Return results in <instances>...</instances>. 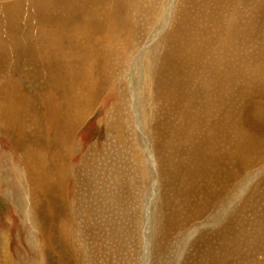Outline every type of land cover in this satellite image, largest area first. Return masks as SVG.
<instances>
[{
  "label": "rangeland",
  "instance_id": "obj_1",
  "mask_svg": "<svg viewBox=\"0 0 264 264\" xmlns=\"http://www.w3.org/2000/svg\"><path fill=\"white\" fill-rule=\"evenodd\" d=\"M166 1L0 0V79L2 80V82L0 81V264H73L71 261L73 255L70 258L68 254L72 253V246L76 242L75 238L80 236L84 238V242L88 244L92 251H96L94 255L97 256L98 262H100L98 264H141V258L144 256L141 252L145 247L144 242L141 240V238L143 239L144 228L142 229L140 224L138 226L141 227L138 228L137 223L134 221L124 224L126 216L127 220L129 218L130 211L125 208L124 212L120 208L119 201L123 202L122 205L132 204V197L135 195L138 198L137 201H134L135 203L133 202L136 208L139 202L143 201L142 196L144 193L139 184L149 179L147 171L145 172L147 167H143L142 171L134 179L136 170L133 171L131 168L132 162L135 157L140 156V153L138 147L134 146L131 139L126 142L127 145L119 144V146L115 144L116 142L111 137L105 139V145L98 143L99 138H103L99 122L104 119L107 110L110 109L115 101L117 91L111 92V94L109 91L102 93L103 96L98 100V107L95 108L94 113L87 119L85 118L84 120L86 121H82V126H77L76 132H73V130L69 129V123L74 122V120H66V109L60 107L59 104L57 106V95L53 91H49L52 84L49 78L51 72L45 68L46 65L39 63L56 58V56L53 57V52H45L47 51V46L51 47L55 43V47H58V49L64 48V53L70 51L71 55H76L77 59H72L74 61H78L84 54H87V58L89 57L88 59L91 60L94 57L92 60L93 64L89 65L91 72L95 73V76L89 79L91 83L97 80V71L102 70L104 74L111 71L113 75L119 69L113 63H111L110 67L107 69L105 67L104 69V65L108 63L112 55L119 60L124 59L126 69L128 60H132L137 55L157 26L160 13L165 9ZM199 1L187 0L182 4L178 0L175 6V14H177L178 8H180L178 13H183L184 15L188 13V18H192V23H195L194 28L196 29H192L190 32L183 20H181L183 22L178 21L182 26H178V22L175 25L172 21L157 41L159 52L154 64L155 78H153L152 99H154L155 110H159L156 113L154 112L153 123L156 120V124L153 125L152 132H150L152 137H150L154 141V136L158 138L159 135L163 134V139L165 140L162 168L159 166V160L155 156L159 166L160 187L159 196L155 204L157 206L156 211L160 226L158 228L160 230L158 231L157 227H155L156 233L159 232L161 235H158L159 238L155 242L156 245L152 246V251L149 252V264H177L178 259L182 256L186 258L185 264H210V262L206 261L208 259L207 256L213 261L215 259L218 264H264V176H262L260 181H257L258 183L251 186V190H249L251 194L247 193L244 196V201H241L243 207L249 204V208L248 213L240 211V215L243 213L242 216L244 217L242 218L241 216V219L244 220H240L244 223L241 224V221L238 223L244 225L246 220H248V230L246 225L239 235V238H241L237 239V243L229 251L228 257L219 256V248L216 251L217 254H212L215 253L216 244L214 242L216 237L221 238V235H219L221 226L207 228L206 231L199 233L197 237L185 238V235L191 234L193 229L194 231L201 230L204 225H207V221L209 217L212 218L214 211L212 206L217 203V200L212 205L207 206L206 203L203 204V202H206L207 196L202 201L199 195H195L193 190L195 186L202 185V181L198 179L199 173L195 171V168H192L190 160V156H193L191 155L192 151L188 150L190 145L194 144L195 138L193 137L191 140V134L189 135L187 131H184L187 130L188 125L185 126L183 131H180L181 123L183 125L188 123V117L193 116V110L198 112L200 107L197 106L196 100H198L200 95L202 104L199 105H204L205 109L209 110L208 101L202 98H205L207 91L204 90L206 88H202L204 91L200 88L201 79H203L200 76L202 74L204 76L205 70L215 61V55L208 53L214 49V44L216 46L219 43L217 42L218 38L215 39V35L216 37H222L221 33L228 24L233 26L232 29L235 34L239 33L234 39H237L238 42L233 40L232 44L239 43L237 46L242 45V47L244 45L241 51L243 53V56L241 53L243 62L241 61L242 64L238 63V66L242 68V73L241 75L237 74L238 78H236V83L233 81L232 87V89L234 88L231 96L233 100L229 107L232 106L235 113L229 115L230 119H234L231 124L236 122L238 124L241 121L250 124V126L247 125L248 127H251V125L253 127L255 123L264 125V117L263 120L259 119L258 121L254 117L259 104L261 102L264 104V0H219L218 2L217 0H201V5L198 3ZM113 2L118 4L117 13L124 20L122 32L114 40L109 33L112 22L109 21L107 16V20L99 18L100 22L95 24L104 30L108 28L107 34H100L95 44L90 41L91 45L94 44L93 48L90 47L91 45H87L82 50L79 47L81 44L79 45L76 39L73 38L77 26H80V28L82 25L87 26L84 24L86 22L84 16L81 15L82 10L97 9L105 15L107 13L105 9L112 10L111 4L114 5ZM112 12H114V8L109 11V13ZM134 13H139L136 16L137 18ZM69 17H71V23L74 24L75 29L74 26L70 25ZM60 18L67 20L59 21ZM101 18L105 19V17ZM130 19L131 24L132 21L135 22V29H138L137 32L133 30L132 25L131 29L134 33L131 30H129L130 32L126 31L128 30L127 27L130 24H128V21L130 22ZM40 20H43V22ZM54 20L63 26L62 30L54 29ZM57 23L55 26H58ZM182 27H185L184 32ZM47 28L49 30L45 32ZM206 28L207 31L210 30L208 32L204 31ZM195 30L196 33H201V36L198 33L196 34ZM241 30L245 31L244 44L240 43ZM41 33L46 34V38L49 36L45 42L41 39ZM186 33L188 36H192L190 38L191 41L189 40V45L191 46L185 54L186 57L184 54H180L184 55L188 71L185 70L184 75L186 77L182 76L184 79L181 83L183 84L180 85L187 87V89L178 85L179 82H176L178 86L175 84V87L171 81L169 83L166 82L168 70H171V68L166 69L171 63L170 53L175 45H177V48H181L180 40L183 39V35L185 36ZM171 34L173 35L170 36ZM211 34L212 37L210 36ZM175 36V39H179L178 42L174 39ZM207 37L211 39L209 40ZM62 38L65 40H62ZM206 38L211 45L207 43ZM224 38H226V35ZM79 39L82 38L79 37ZM172 40L173 42H170ZM67 41H70L71 45L67 44ZM83 42L86 43L87 41L83 40ZM167 49H169V52H167ZM46 53L48 54L46 55ZM70 58L69 55L65 60L70 63ZM58 60L54 62L65 64L64 61ZM191 62L194 68L190 67ZM203 62L205 63L203 64ZM73 66H76L74 62ZM73 66L72 64L68 65L71 69ZM226 66L227 59L220 63L219 70L226 69ZM61 69H64L63 71L66 70L65 67ZM54 71H56L55 68ZM195 74H200V76ZM119 75H122L120 70ZM102 80L104 84V78ZM184 81L186 83L188 81V85ZM190 81L193 82L191 83ZM189 85L191 86L189 88L191 89L190 91H188ZM170 88H173V90ZM177 88L180 90H177ZM211 89L212 87L208 84V90ZM196 90H201L200 95L197 94ZM177 91L178 93L176 94ZM185 93L189 94L186 95ZM174 95L178 96L179 99H176ZM184 95L185 97H183ZM254 102L258 103L255 110L252 109V107L254 108ZM125 109L126 121L130 125L133 118L131 120L126 105ZM220 109L218 108L219 111ZM219 111H217L218 114ZM239 112H241L240 116ZM176 120V125L180 123L178 130H176L177 127L174 123ZM226 121L230 123L229 119ZM155 125L156 129L154 128ZM133 126L135 127L134 121H132ZM163 128L164 130H162ZM241 128L245 129L244 127ZM257 132L261 133V131ZM262 133L264 134V131ZM133 135L135 139L134 131ZM232 137H236L233 139L236 141L233 146V156H239L242 160L244 157L250 158L252 152L246 150L247 148L244 146V143L248 145L247 138L244 139L241 133ZM91 143L92 152L89 153L88 149ZM237 143L241 146L239 149ZM212 144L216 147L220 146L217 141H213ZM114 145L116 151H114ZM80 148L81 151L78 152V155H73L70 152L72 151L71 149ZM84 154H88L87 159L91 163H89V167L86 166L85 170H91L94 167L101 174L104 170L106 172L104 177L106 180L104 179L100 183L96 181L97 185L92 179L88 180L89 182H85L86 185H89L88 187L85 186L86 192H84L83 187L79 186L76 197L81 204L75 206L72 198L73 190L71 191L73 181L70 182L67 179L66 171H69L73 165H79L85 156ZM254 159L255 156L251 158V160ZM259 159L257 163H254V165H258L252 169H249L250 164H243L240 172L245 175L251 171L253 173H257L261 169L264 171V154ZM62 162L66 164L68 170L62 165ZM100 162L106 167H103ZM183 162L185 167L181 166ZM58 165L61 167L59 166L60 168L57 169ZM238 170L237 167L235 170L236 174ZM108 174L110 176L114 175V177L117 175V177H109ZM91 177L92 175H87L86 178ZM176 178L178 181H176ZM113 179L116 183L115 186ZM133 181H136V183L138 181L139 184L135 185ZM241 182V180H237L233 185L236 187ZM93 186L98 187V189ZM163 186L166 187L163 188ZM202 186L204 189L207 187V190L210 191L208 187H211L212 184H207V186L203 184ZM223 188L225 189V187ZM220 190L213 187L210 192L219 193ZM116 196L117 200L115 201ZM32 205L34 206L33 208ZM72 208L77 210L80 216H75ZM128 208L133 210L132 207ZM159 214L162 215L160 216ZM28 215L33 219H27ZM81 220L82 222L85 221L89 226L87 230H84L82 224L77 225V222L81 223ZM155 223L157 224L156 221ZM130 225L136 229L133 230L134 227ZM78 227L80 232L76 233ZM244 231L248 233V236ZM86 233L87 235H85ZM128 233L131 239L133 236H138L136 241L131 242L130 249L125 239ZM231 242L232 239L230 237ZM139 243L140 245H138ZM125 250L126 253L124 252ZM222 261L225 263H222Z\"/></svg>",
  "mask_w": 264,
  "mask_h": 264
},
{
  "label": "bare ground",
  "instance_id": "obj_2",
  "mask_svg": "<svg viewBox=\"0 0 264 264\" xmlns=\"http://www.w3.org/2000/svg\"><path fill=\"white\" fill-rule=\"evenodd\" d=\"M87 1L91 2V0H87ZM177 1L178 0H167L165 2V9L163 12L160 13V18L158 19L159 21H158L157 26L155 27L154 31L150 34V36L147 38L146 43L143 45V47L140 49V51L137 53V55H135L132 58V60H130V59L128 60L126 69H125V60L124 59L119 60L113 55L109 58L108 63L104 65V69H105V67H106V69L108 67H110L111 63H113V65L116 64V66L119 68L117 71H115V73L113 75L111 74L112 73L111 71L105 72V74H104V71L99 70L96 72V74L98 75V78H96L97 80L94 81L93 83L89 82V79H92L95 76V73L91 72V68L89 66L92 63V60L94 59V57L91 60V59H88L89 57L87 58V54H84L83 57L79 58L78 61H76V60L74 61L72 59H77L76 55L75 56L71 55L70 51H66L64 53V48L58 49V47H55V43L51 47L47 46V51H45V52H49V51H50V53L53 52L54 53L53 57L56 56V58L51 60V61H47V62L41 61L39 63L42 65H46L45 68H47L51 72L49 78H50L52 84L50 86L49 91H53V93L57 95L56 96V101L58 102V103L56 102L57 106L59 104L60 107L66 109V111H67V113L65 114L66 120H68V121H71L72 119L74 120V122L72 121V123H69V126H70L69 129L73 130V132H76L77 126L79 127V125H81L82 121L85 118L87 119V117L91 116L94 113L95 108L98 107L97 106V102H99L98 100H100V97L103 96L102 93L104 94V92L109 91L111 94V92L117 91L115 94L116 95L115 101L113 102L110 109L107 110V113H106V116H104V119H102L99 122L100 126L99 125L98 126L100 127V130L102 131L101 136H103V138H99L98 143L105 145V139L107 137H111L116 142V143L115 142L114 143L117 144V146H119V144L125 145L126 142L129 141V139H131L134 143V146L138 147V151L140 153V156L135 157L133 162H132L133 165L131 168L133 169V171L136 170L134 179L138 176V173L142 171L143 167H145V166L147 167V168L145 167L146 168L145 172L147 171V176H149V179H148L149 181L147 180L146 182L140 183V184L138 183V181H137V183H136V181L135 182L133 181V184H135V185L139 184L141 186V190L144 193L142 196L143 201L142 200H140L142 202L138 201L139 204H138L137 208L133 205V202L137 201V199H138L135 195H134V197H132V204L130 203L128 205H122L123 202L121 203L119 201V204L121 205L120 208L124 212H125V208H126V210L128 209V211H130L129 212L130 213L129 218L127 220V216H126L124 224L126 222L128 223V222L134 221L135 223H137V226H138V224H140V225H142V229L144 228L143 229L144 230L143 231V239L141 238V240L144 242L143 244L145 247H144L143 251L141 252L144 255L141 258L142 259V261L140 262L141 264H149V252L152 251V246L156 245L155 242L158 241V238H159L158 235H161L159 232L156 233V227H157V230L159 231L160 229L158 227H160V226L158 224L159 223L158 222V213L156 211L157 206L155 203L157 202V198L159 196V187H160L159 183L160 182H159V175L158 174H159V166H161V168H162V165H163L162 158L164 155V140L165 139H163V134H162V135H159L158 138L154 136V141H153L151 138L152 135H150L151 134L150 132H152L153 125L156 124V120H155V123H153L154 112L156 113L157 110H159V109L155 110V108H156L155 103L153 104L154 99H152L153 98V84H154L153 78H155V73H154L155 65L154 64L156 62V56H158L157 54L159 52V48H158L159 44L157 43V41H158L159 37L164 33V31H166V29L168 28V26L171 24L172 21L175 25L178 21H180V22L184 21L185 26H187V28H188V30H190V32L192 29H196V28H194L195 23H192V18H188L189 17L188 13L187 14L185 13V15L183 13L180 14V13H178L180 8H178V12H177V14H175V6H176ZM186 1L187 0H179V3L184 4ZM200 1L198 3H200V5H201ZM218 1L219 0H217V2ZM160 7H162V6L160 5ZM213 7H211V8H213ZM216 7H217V5H216ZM111 8H112V10L114 8V12L109 13V11H112V10L105 9L107 11V13L105 15H103L102 12H99L97 9H90L89 8L86 10H82L83 12L81 13V15L84 16V19L86 21V22H84V24H86L87 26L82 25L80 28V26L76 25L77 30H75V32H74L75 34H73L74 35L73 38L76 39V41H77V43H79V45L81 44V46H79V47L82 50L87 45H91L90 41H93L94 44L97 43L98 36L100 34H102V35L107 34L108 28L106 30H104L103 28L96 26V24H98L100 22L99 18L102 20H107L106 18L108 17L109 21L112 22L111 29L109 30V33L111 35V38H113L114 40H116V36L122 32V30H123L122 27L124 26V20L117 13L118 4L116 2L114 3V5L111 4ZM84 13H85V15H84ZM138 14L139 13H134V16L136 17V16H138ZM101 17H105V19L101 18ZM69 18H70L69 19L70 25L74 26V24L71 23V21H72L71 17H69ZM132 19H135V18H132ZM62 20H67V19H63V18L59 19V21H62ZM181 20H183V21H181ZM40 21L43 22V20H40ZM150 22H151V20H150ZM56 23H57V21L54 20V29L55 30L56 29L62 30L63 26L59 25L58 23H57L58 26H55ZM128 24H129L127 27L128 30H126V31L131 30V32H133L131 29V25H132V28L135 32L138 31V29H135V22L134 21H132V24H131V19H130V22L128 21ZM180 24L178 22V26H182ZM102 26L104 27L103 24H102ZM105 26H107V25H105ZM148 27H150V25H148ZM232 28H233V26L228 24L223 29V31L221 33L222 37H220V36L216 37V35H215V39L218 38V41H217V42H219L218 45L215 46V44H214V49H213V47L210 46L213 49V50L211 49L212 51H210V52H208L210 49L208 51H205V52L210 53V55L214 54L216 57L215 61H213V63L210 64L211 66H209L207 68V70H205V73L203 71L204 76H202L203 75L202 73H201L202 74L201 76H200V74H198V75L195 74V75L203 78V79H201V85L200 84H198V85H200L201 90L206 88L204 90L207 91V94H206L205 98L204 97H202V98L208 101L207 105H208L209 110H206L204 105L203 106L199 105V104H202L201 103V95H200L201 90L200 91L196 90L197 94L200 95L198 100H196L197 106L200 107V108H198V112H194V110H193V116L188 117L189 120H188L187 124L183 125L181 123V128H180V123L176 125L177 120H176V122H174L175 126L177 127L176 130H178L180 128V131H183L185 126L188 125L187 130H184V131H187L189 135L191 134V140L193 137L195 138V141H193L194 144L190 145L188 150L192 151L191 155H193V156H190L192 168L193 169L195 168V171L197 173H199L198 179L202 181V185L205 184L207 186V184H212L211 187H208V188H210V191H211V188H213V187L221 189L219 191V193H211L209 190H207V187L204 189L202 185L195 186V189H193L195 191V195H199L200 199L202 198V201L207 196V200H206V202H203V204L206 203L207 206L212 205L215 200H217V203H215V205L212 206L214 208V211L212 214V218L209 217V220L207 221V225L206 226L204 225L201 230L194 231V229H193L191 231V234L185 235V238L197 237V235H199V233H201L202 231H206L207 228L210 229V228L215 227V226H218V227L221 226L222 227L221 232H219L220 233L219 235H221V238L216 237L215 242H214L216 244L215 253H212V254H217L216 251L219 248L218 249V255L219 256L224 255L226 257H228L229 251L231 249H233L232 246L237 243V239L239 238V235L241 234V232L243 231V229L245 228V226L247 225V222H248V220H246L244 225H240V223H238L239 221L242 220L241 216L243 213H241V215H240V211H245L248 213V208H249L248 203H247L248 204L247 206L243 207L241 201L243 202L245 199L244 196L247 193H250L249 190H251L250 189L251 186H253L255 183H258L257 181H260L262 179V176H264V171H262V169L258 170L257 173H253L251 171L245 175H243L240 172V169H241L243 164H250L249 169H252L253 167L258 165V164L254 165V163H257V160L263 156V154H264V134L262 133V131H264V128H262V127H264V125L259 124V123L258 124L255 123V125H253V127H252V125H251V127H248L247 125L250 126V124H247V122L243 123L241 121L238 122V124H237V122L234 124H231V121L234 119H230L231 117H229V115H232V113H235V110H233L232 106L229 107L232 103V100H233L231 97L233 95V92H234V88L232 89L233 81L236 83V80H237L236 78H238V75H241V73H242V68L238 66V63L239 62L241 63V61L243 59V58L241 59V57L243 56V53L241 51L243 50L242 48L244 47V45H243V47H242V45L237 46V44H239V43L232 44V42L235 39V37L237 36V34H239V33L235 34L234 30ZM242 28H244V27H242ZM74 29H75V26H74ZM184 29H185V27L183 28V32H184ZM48 30H49V28H47V30L45 32H48ZM204 31L208 32L207 28ZM194 32L196 33V30ZM240 32H241L240 43L244 44L243 42H244V37H245V31L241 30ZM195 33H194V35H196L198 32L196 34ZM51 34H53V32H51ZM198 34H200V36H201V33H198ZM207 34H209V33H207ZM45 35L44 34L41 35V39L43 42H45L49 38V36L46 38ZM172 35L173 34H171L170 36H172ZM205 35H206V33H205ZM225 35H226V38H224ZM206 36H208V35H206ZM210 36L212 37V34ZM79 37L82 38L83 40L87 41V42L86 43L83 42V40L79 39ZM191 37H190V35L188 36L187 33L185 36L183 35V39L180 40L181 44H182V45L180 44L181 48L179 49V48H177V45H175L173 47L171 53H170L171 63L167 66L166 69L171 68V70L170 69L168 70L169 72L167 73V81L166 82L169 83L171 81L172 84L174 83L173 84L174 87H175L176 82H179L178 85L183 84V83H181V81H183V79H184V78H182V76L186 77V75H184V73H185V70L187 71V65L185 64V61H184L185 58L183 56L188 52V48H190V46H191V45H189V40L191 41V39H190ZM175 38H176V36L174 37V39ZM207 38H206V41H207ZM201 39H203V38H201ZM62 40H65V39L62 38ZM175 40H177V39H175ZM49 41H50V39H49ZM178 41H179V39L177 40V42ZM56 42H58V41H56ZM170 42H173V40ZM234 42H238V40L236 39V40H234ZM207 43H209V41H207ZM61 44H62V41H61ZM67 44L71 45L70 41H67ZM94 44L91 45L90 47L93 48ZM101 44H102V42H101ZM172 44H174V43H172ZM172 44H171V46H173ZM209 44L211 45V43H209ZM200 47H202V46H200ZM105 48H107V47H105ZM110 50H109V52H110ZM167 50H168L167 52H169V49H167ZM104 53H105V50H104ZM106 53H107V51H106ZM241 53H242V56H241ZM47 54L48 53H46V55ZM180 54H184V55L182 56ZM221 54L224 56L221 57L222 56ZM69 55L71 57L70 63L67 60H65L67 58V56H69ZM97 55H98V53H97ZM218 55H219V57H218ZM80 56H82V55H80ZM53 57H50V58H53ZM185 57H186V55H185ZM244 57H245V55H244ZM57 59H59L58 61H61V62L64 61L65 64L64 65L61 63L57 64L56 62H54ZM226 59H227L226 69H220L219 70L220 63ZM73 62L76 64L75 67L73 66ZM204 63L205 62H203V64ZM71 64L73 66L72 69L68 67V65H71ZM208 65H209V63H208ZM63 67L66 68L65 71H63L64 69L63 70L61 69ZM80 67H82V68H80ZM190 67L191 68L193 67L192 62H191ZM54 68L56 69V71H54ZM59 70H61V71H59ZM119 70L122 72V75H119ZM238 71H240V72H238ZM189 73H190V71H189ZM195 73H196V69H195ZM45 75H47V74H45ZM103 78H104V84L102 83ZM191 78H193V77H191ZM190 80H193V79H190ZM0 81L2 82L1 79H0ZM190 82L192 83L193 81H190ZM220 83H222V84L219 85ZM186 84L188 85V81ZM208 84L212 87L211 90H208ZM187 85H185V86H187ZM180 86H183V85H180ZM184 88L187 89V87H184ZM189 88H191V86L188 87V91L191 90ZM171 90H173V88ZM174 90H175V88H174ZM177 90H180V89L177 88ZM167 91H168V89H167ZM193 91H194V89H193ZM177 93H178V91L176 92V94ZM171 94H172V91H171ZM187 94H189V93H187ZM190 94H192V92H190ZM204 94H205V92H204ZM183 97H185V95ZM177 98H178V96L176 97V99ZM180 99H182V98H180ZM259 103H260V101H259ZM173 104H176V103H173ZM257 104H258L257 102H254V108L252 107V109L255 110L257 107ZM125 105L129 110L131 120L133 118L132 121H134V125H135V127L133 126L134 128L132 127V121H131L130 125L126 121ZM218 108H221L220 111L218 110ZM211 109L213 111L212 113H211ZM207 111H209V112H207ZM217 111H219V114ZM104 115H105V113H104ZM212 115H213V117H212ZM217 115H219V117H217ZM240 115H241V112H239V116ZM181 116H182V114H181ZM222 117H223V119H221ZM224 117H225V120H224ZM254 117L257 118V121L259 119L263 120L264 104L262 102L259 104V107H258L257 112H256ZM227 119L230 120V123L226 121ZM216 120H217V122H216ZM84 121H86V120H84ZM225 121H226V123H225ZM240 126L244 127L245 129H242ZM154 128L156 129V125L154 126ZM162 130H164V128ZM67 131H69V130H67ZM133 131L135 132V139H134ZM257 131H261V133H258ZM153 132H154V130H153ZM238 133H241L243 135L244 139L247 138L246 140H247L248 145H245L246 143H244V146H246V148H247L246 150H250V152H252V156L250 158L244 157L242 160L241 157H239L238 155L237 156L239 158L233 156V153H234L233 146L236 144L235 143L236 141L233 139L236 137L233 138L232 136L235 134H238ZM213 141H217L218 145H220V146L219 147L214 146L212 144ZM92 143L90 144V148L88 149L89 153L92 152ZM237 144L239 145V143H237ZM97 146H98V144H97ZM154 146H155V150H154ZM79 147H81V146H79ZM240 147L241 146L239 145L238 149ZM81 148L80 149H71L72 151H70V152L73 155H78V152L81 151ZM130 149H132V148H130ZM114 151H116L115 145H114ZM88 154H84L85 156L79 165H73L69 171H66L67 179H69L70 182L73 181V184H71V191L73 190L72 198H73V205H75V206L81 204V202H79V199L76 197L77 196V190H78L79 186L83 187L84 192H86L85 186L88 187L89 185L88 184L86 185L85 182H89L88 180L92 179L95 183H96V181H98V183H100L101 181H103L105 179L104 177H105L106 172H104V170H103L102 174L99 171L97 172L94 167L91 170H89V169L85 170L86 166L89 167V165L91 164L90 161L87 159ZM99 154H102V153H99ZM155 156L159 160V164H160L159 166L155 160ZM254 156H255V159L251 160V158ZM55 157H56V155H55ZM55 160H57V159H55ZM164 160H166V159H164ZM64 162H62V165L64 167H66V170H68L67 166ZM184 162H183V165L181 164V166L185 165ZM100 163L102 164V162H100ZM86 164H88V165H86ZM102 165H103V167H106L104 164H102ZM59 166L60 165L57 166V169L61 167V166L60 167ZM237 167L239 170L236 174L235 170L237 169ZM185 169H187V168H185ZM86 173H88V174H86ZM117 174H119V172H117ZM87 175H92V177L87 179L86 178ZM108 176L114 177V175L110 176V174H108ZM116 177H117V175L114 178H116ZM258 178H259V180H258ZM118 180H120V179H118ZM237 180H239V181L241 180L242 182L238 183L237 186L235 187V185H233V183ZM113 181L115 183L114 179H113ZM176 181H178V179ZM95 185H97V183ZM115 185H116V183L114 184V186ZM93 187L95 188L96 186H93ZM165 187L163 186V188H165ZM223 187H225V189ZM96 189H98V187H96ZM118 191H120V190H118ZM122 192H124V191L122 190ZM118 194H119V192H118ZM221 196H223V198H221ZM200 199H199V201H200ZM116 200H117V196L115 197V201ZM237 205H238V207H237ZM251 205H252V203H251ZM126 206L132 207L133 210H130ZM136 206H137V204H136ZM33 207L34 206L32 205V208ZM72 209H74V208H72ZM30 212H32V211H30ZM161 213H162V211H161ZM74 215L75 216L79 215V213L75 209H74ZM156 215H157V218H156ZM27 217H28L27 219L31 218L30 215H28ZM242 218H244V217L242 216ZM31 219H33V218H31ZM142 219H144V220L142 221ZM155 221L157 222V224L155 223ZM242 221H241V224L244 223ZM78 224H82L84 226V230H87L89 228V226L85 223V221L82 222V220H81V223L77 222V225ZM248 225H247V230H248ZM34 226H35V224H34ZM130 226H132V225H130ZM132 227H134V226H132ZM139 227H141V226H138V228ZM120 228H121V226H120ZM78 229H80V228L79 227L77 228L76 233L80 232V231H78ZM134 229H136V228L134 227L133 230ZM121 230H123V229H121ZM250 232H251V230H250ZM74 233H75V231H74ZM154 233H155V237L153 238ZM244 233H245V231H244ZM245 234L247 235L248 233H245ZM245 234H244V236H245ZM85 235H87V233ZM68 236H69V234H68ZM230 237L232 239L231 243H230ZM137 238H138V236L137 237L133 236V238L131 239L129 236V233L125 236L126 243L129 247V249H130L131 242L136 241ZM252 238H254V237H252ZM252 238H251V240H252ZM75 239H76V242L72 246V253L70 252L68 254L70 256V258L73 255V258H71L72 259L71 261L73 262V264H98V263H100V262H98L97 256L94 255V252H96V251H92L88 247V244L86 242H84V238H82L80 236L79 238L76 237ZM139 240H140V238H139ZM243 240H244V238H243ZM208 241H210V240H208ZM211 241H213V240H211ZM241 241H242V239H241ZM121 245H123V244H121ZM138 245H140V243ZM95 246H96V244H95ZM222 246H223V248L221 249ZM243 249H245V248H243ZM99 252H100V250H99ZM124 252L126 253V250ZM159 252H160V250H159ZM102 255H103V253H102ZM207 258L208 259L206 261L210 262V264L211 263L218 264L215 259L213 261L212 259H209L208 256H207ZM185 261H186V258L184 256H182L178 259L177 264H181V263L185 264ZM125 262H127V261H125ZM222 263H225V262L222 261ZM116 264H118V263H116ZM126 264H128V263H126Z\"/></svg>",
  "mask_w": 264,
  "mask_h": 264
}]
</instances>
